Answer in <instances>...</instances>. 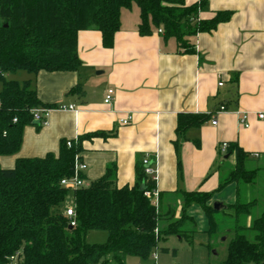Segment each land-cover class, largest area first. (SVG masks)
I'll use <instances>...</instances> for the list:
<instances>
[{"label":"crops","instance_id":"crops-1","mask_svg":"<svg viewBox=\"0 0 264 264\" xmlns=\"http://www.w3.org/2000/svg\"><path fill=\"white\" fill-rule=\"evenodd\" d=\"M200 1L183 0L187 6ZM123 9L112 47H103L95 29L77 33L81 64L76 71H17L8 76L28 81L43 104L73 105L75 110L54 109L47 125H26L19 151L1 156L0 166L11 168L19 157L57 154L62 140L77 142L86 134L105 132L81 140L78 158L87 166L82 172L85 183L115 164L116 184L132 185L136 164L145 156L155 158L158 208L167 217L173 208L177 219L180 190L218 191L226 163L220 161L221 142L237 144L246 155L245 165L264 170V117L257 116L264 115V0H204L199 19L210 20L221 11L231 16L211 32L191 36L193 54L177 52L175 39L164 40L161 29L140 35L139 9L131 14ZM109 89L112 100L104 103ZM220 105L227 110L215 114ZM182 112L206 114L209 119L176 139L177 115ZM212 114L215 125L210 121ZM241 114H246V126L240 122ZM128 115L131 121L121 125L119 120ZM223 159L235 165L234 154ZM233 185L237 202V182L226 186ZM250 220V216L244 219L247 225ZM184 249L179 246L178 256L174 248L170 263L161 262L155 253L153 264H184Z\"/></svg>","mask_w":264,"mask_h":264},{"label":"trees","instance_id":"trees-1","mask_svg":"<svg viewBox=\"0 0 264 264\" xmlns=\"http://www.w3.org/2000/svg\"><path fill=\"white\" fill-rule=\"evenodd\" d=\"M133 3L139 9L138 33L144 36L161 29L162 38H174L177 52L184 54L195 53L191 36L211 32L231 16V12L221 11L210 20L199 19L204 0L189 6L183 0H0V157L17 154L23 128L33 123V108L55 107L43 104L28 81L21 83L8 75L76 71L81 64L77 33L95 29L103 47H112L121 10ZM208 119L206 114L179 113L176 139ZM94 135L106 133L69 140L70 146L62 140L57 154L19 157L11 168L0 166V264H126L128 256L146 261L168 236L191 242L193 229L188 225L194 226V222L187 209L193 204L205 211L210 234L217 231V211L208 204L213 192L180 190V217L174 219L173 208L167 217L144 194L155 183L144 173L141 162L135 166L132 185L118 186L116 166L111 164L86 187L72 191L62 187L60 180L73 174L81 140ZM232 154L235 168L217 190L230 182L252 183L254 172L244 169L246 155L237 144L228 143L225 155ZM142 183L144 190L140 189ZM69 195L75 226L69 225L63 213ZM256 204L251 199L226 207L233 219L232 235L221 264H264V211L254 215ZM249 216L247 225L244 219ZM92 230L104 231L106 241L88 243L85 236Z\"/></svg>","mask_w":264,"mask_h":264},{"label":"rangeland","instance_id":"rangeland-1","mask_svg":"<svg viewBox=\"0 0 264 264\" xmlns=\"http://www.w3.org/2000/svg\"><path fill=\"white\" fill-rule=\"evenodd\" d=\"M137 10V5L133 3L130 7L124 8L123 12L131 14L137 12ZM8 76L11 78L10 74ZM219 156L222 157V159L220 158V161L226 160V163L222 168V174L227 176V173L230 170H233L235 165L231 163L233 162L232 160L228 161L227 159H223V154ZM244 169L254 172V175L251 177L252 183L237 182L238 202H246V196L250 197V199H255L257 204L253 208V214L258 215L264 211V170L257 171L253 167L245 164ZM88 184L86 182L85 186H88ZM235 189V185H233L231 187L226 186L222 190H218L211 197L209 205L212 207L215 202H219L226 207L232 205L235 202ZM71 201L72 196L69 195L65 205ZM187 213L193 217L195 222V227L191 224L188 225L194 229L192 232V241L188 242L185 241V239L179 241L177 236H168L166 240L159 242L154 254H157V257L161 262L170 263L173 249L175 248V251L179 256L181 253L179 246H185L186 249H184V254L182 255V261H184V264H221L225 259L227 243L232 235L231 227L233 219L229 215L231 214V211L224 209L218 211L214 215L215 221L217 222V231L212 234L209 232L207 215L200 205H191L188 208ZM163 222L161 224H163ZM106 238V233L101 230L89 231L85 236L88 243H103L106 241ZM166 247L169 249L168 252L162 250V248ZM138 261L142 264H153V258H149L146 261H143L135 256H128L126 258V264H135Z\"/></svg>","mask_w":264,"mask_h":264},{"label":"built area","instance_id":"built-area-1","mask_svg":"<svg viewBox=\"0 0 264 264\" xmlns=\"http://www.w3.org/2000/svg\"><path fill=\"white\" fill-rule=\"evenodd\" d=\"M219 86L222 85V82L218 83ZM112 94H113V90L109 89L107 90L105 96H104V103H109L112 100ZM57 109V110H75V107L73 105H69V106H56V107H36L33 108L31 110V114H32V121L33 122H37L38 125H47L48 124V120L51 114V111ZM227 108L224 105H220L218 107V109L216 110V113L219 112H223L226 111ZM215 114H212L211 117V124L215 125L216 124V117ZM257 116L259 118H263L264 115L262 113L257 114ZM131 121V116L128 115L126 118H121L119 120V123L121 125H126ZM240 122L243 123L245 126L246 124V114H241L240 115ZM67 146H70V141L68 140L66 142ZM228 147V143L227 142H221L218 146V151L219 154H225L226 153V149ZM141 164L144 168V173L149 176L154 183H156L157 180V172H156V163H155V158H149L148 156H145L142 161ZM87 168L86 164L83 162L79 161L78 156L75 157V161H74V167H73V174L70 177H64L60 180V185L64 188H66L67 190H74L76 188H80V187H86L85 186V181L83 180V178L80 177V173H82L85 169ZM145 196L150 200V202L152 203L153 206H155L156 208H158L159 206V192L156 188V186L150 190H147L144 192ZM64 216L66 218H68L69 220V225L70 226H75L76 220H75V210H74V204L73 201H71L70 203L68 202L65 206H64V210H63ZM152 257L155 258V254H152ZM12 259V258H11Z\"/></svg>","mask_w":264,"mask_h":264},{"label":"water","instance_id":"water-1","mask_svg":"<svg viewBox=\"0 0 264 264\" xmlns=\"http://www.w3.org/2000/svg\"><path fill=\"white\" fill-rule=\"evenodd\" d=\"M33 124H38L37 122H33ZM227 157V156H226ZM140 189L141 190H144V184L142 183L141 186H140ZM212 208L215 210V211H221V210H224L226 208V206H224L223 204L219 203V202H215L213 205H212Z\"/></svg>","mask_w":264,"mask_h":264}]
</instances>
